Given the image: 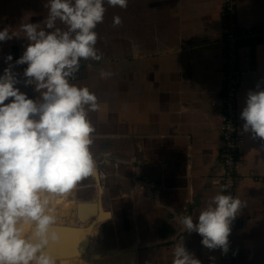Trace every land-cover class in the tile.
I'll return each mask as SVG.
<instances>
[{"label":"crops","instance_id":"obj_1","mask_svg":"<svg viewBox=\"0 0 264 264\" xmlns=\"http://www.w3.org/2000/svg\"><path fill=\"white\" fill-rule=\"evenodd\" d=\"M223 2L130 0L118 12L114 51L119 56L115 54L113 72L97 70L96 77V66L88 63L82 79L89 84L74 83L87 87L99 105L87 112L95 129L91 153L121 160L107 161L114 164L109 173L118 180L113 186L105 183L102 193L103 205L106 194L115 211L108 208L111 217L96 225L86 253L70 264H173L178 245L201 264H223L222 250L205 247L202 236L181 222L191 216L198 223L200 212L222 194ZM235 7L239 27L264 25V0H235ZM21 46H16L19 58ZM239 47L243 74L236 99L243 110L249 92L264 90V39L242 41ZM0 60L3 75L9 66L3 54ZM23 68H11L19 81L14 86L29 99L33 92L36 99L35 92L45 90H33L35 82L26 85ZM102 72L115 80L102 78ZM95 77L101 87L93 92ZM101 123L109 129L101 131ZM244 123L239 121L237 134L241 177L235 198L242 207L233 234L234 264H264V139L244 131ZM114 220L118 226L102 230Z\"/></svg>","mask_w":264,"mask_h":264},{"label":"clouds","instance_id":"obj_2","mask_svg":"<svg viewBox=\"0 0 264 264\" xmlns=\"http://www.w3.org/2000/svg\"><path fill=\"white\" fill-rule=\"evenodd\" d=\"M107 2L127 7V0ZM48 8L46 28L53 29L59 19L67 31L46 32L37 24H23L30 43L15 62L27 64L26 85L35 82L37 90H45L42 102L14 86L19 81L11 65L0 75V264H56L41 252L49 240L57 239L50 230L57 222L51 202L95 173L90 151L95 129L87 112L99 105L87 87L70 84L68 78L79 69L81 59L101 58L94 29L103 22L104 0H49ZM120 23L119 16L113 17L114 25ZM6 39H10L7 28L0 31V41ZM108 75L101 73L102 78ZM241 117L244 131L264 139V90L248 93ZM241 207L239 198L216 194L200 212L198 223L191 216L181 222L188 232L202 236L205 247L226 254L230 225ZM174 256L173 264H201L183 246L175 248Z\"/></svg>","mask_w":264,"mask_h":264},{"label":"rangeland","instance_id":"obj_3","mask_svg":"<svg viewBox=\"0 0 264 264\" xmlns=\"http://www.w3.org/2000/svg\"><path fill=\"white\" fill-rule=\"evenodd\" d=\"M12 1L13 2H10L9 0H0V31L7 28L9 36H10V39L0 41V57L3 54L5 58L4 63L7 66L11 65L12 66L11 68H13V66L14 68H17L19 65L18 64L15 65V62L16 60L19 59V57L15 55L18 53L19 49L16 46L23 45L20 47L21 56H22L24 51L26 50V47L30 43V41H28L25 33L22 30L23 24H26V23L37 24L39 26L38 30L42 29L46 32L54 31L57 28L60 29L61 31H67V25L64 24L62 21H60L59 19H57L55 21V25L53 29L46 28L45 22L49 14V8H48L49 0H12ZM104 1H107V0H104ZM127 2L129 1L127 0ZM104 8H105V13H104L103 22L97 24L96 28L94 29V31L97 33V42H96L95 48L97 50V55L100 56L101 58L99 60H94L91 58L87 60L81 59L79 69L73 74V76L68 78L70 84H74L76 83V81H78L76 85H78V83L80 84L82 83V85L89 84L88 79H82L85 74L84 69L86 68V65H88V63H91L90 65L92 66H96V68H94V71H93L94 73L92 74V75H95L96 77H99V73H97V70L102 71L103 69L106 68L109 71L113 72V68H114L113 61L115 60V54L119 56V53L114 51L115 43H114V37H113L114 32H115V25L113 24V17L118 16V12L117 10L115 12L114 10L115 8L113 9V6L109 5L107 2L106 4H104ZM19 12L20 14H18ZM107 27H108V30H107ZM101 28H102L103 34H101ZM9 54L12 56L11 61L6 60V57ZM107 56H112V57L106 58ZM0 63H2L1 60H0ZM22 66L26 69L27 64H22ZM19 71H22V70H19ZM108 76L112 78V81L115 80L113 75L112 76L108 75ZM96 77L93 78V85H94L92 87L93 92L97 91L101 87V84L98 83V80ZM33 90L36 91V86L33 87ZM35 94H38L37 95L38 98L34 99L35 95L32 92L31 99L37 101L38 103H41L43 94L41 92L39 94V91L35 92ZM6 102H9V101H6ZM98 118H99V115H97V113L94 112L92 114V119L93 121H95V123H97ZM101 124H102L100 126L101 131H105L109 129V126H107L106 124H103V123ZM92 155L95 158L101 156L100 153H97V152L93 153ZM109 163L110 162L106 161V163L103 164V166L100 168V172L104 174L103 176H101V181L102 182L106 181V183L111 186L117 185L115 184V182L118 179H116L114 174L109 173L111 169L115 170L113 167L114 164H109ZM86 183H89V184H86ZM86 185H88V187ZM96 194H97V185L94 179L92 178V176H90L80 181L77 184V186L66 196H56L52 200L51 206L56 209L55 215L57 217V222H61L62 220L63 221L65 220V221H70V223H74V224L77 223L75 215H74L75 202L79 200L94 199ZM111 203L108 202V197L105 194L104 206L106 208L113 207V210L115 211L114 206L116 207V205L114 201ZM115 226H118L116 224V221L115 223L108 222L105 226L101 228L103 230L104 227L107 228V227H115ZM107 231L108 230H106L105 232ZM98 239L99 238L97 237V234L95 235V232H94V234H92L93 242L97 241ZM106 243L108 244L109 242L106 241Z\"/></svg>","mask_w":264,"mask_h":264},{"label":"built area","instance_id":"obj_4","mask_svg":"<svg viewBox=\"0 0 264 264\" xmlns=\"http://www.w3.org/2000/svg\"><path fill=\"white\" fill-rule=\"evenodd\" d=\"M223 14L225 19L224 40V71H223V130L222 140V164L223 175L221 192L224 195L236 197V183L241 174L238 170L237 134L238 123L242 119V109L237 104V93L240 77L243 71L239 65V44L242 41L257 43L264 39V25L254 28H241L236 21L235 0H224ZM236 217L232 221L231 232L228 237V251L223 256V264H234L235 249L233 246V234L236 225Z\"/></svg>","mask_w":264,"mask_h":264},{"label":"water","instance_id":"obj_5","mask_svg":"<svg viewBox=\"0 0 264 264\" xmlns=\"http://www.w3.org/2000/svg\"><path fill=\"white\" fill-rule=\"evenodd\" d=\"M93 160L95 173L92 175V178L97 185V194L94 199L76 201L75 218L77 223L62 221L50 226V230L55 233L57 239L53 241L54 243H52V240H49L48 244L41 249V252L48 254L54 259H62L65 255L68 256V254H73V258L83 255L90 243L93 229H95L98 223L111 217L110 209L106 208L102 202L103 187L101 185L100 168L106 161H119L121 159L104 154L98 159L93 157ZM142 183L147 188H151L154 185L150 181ZM163 206L169 208L167 204ZM77 233L84 235V241H78L75 237ZM74 242L76 245H74ZM38 254L40 255L39 252Z\"/></svg>","mask_w":264,"mask_h":264},{"label":"bare ground","instance_id":"obj_6","mask_svg":"<svg viewBox=\"0 0 264 264\" xmlns=\"http://www.w3.org/2000/svg\"><path fill=\"white\" fill-rule=\"evenodd\" d=\"M34 97H36V96H34ZM26 234L27 235H30L31 234L30 229H29V232L26 233ZM75 237L78 239V241H82V240L84 241V239H85L84 235L83 234H80V233H77V235H75ZM52 243H54L53 240H52ZM46 245H44L43 247H45ZM74 245H76L75 242H74ZM46 250H47V248H46ZM85 253H86V251H85ZM79 257H82V255L73 258V254H68V256L65 255L64 258H62V259H54V260H55L56 264H70L73 261L76 262V263H78L79 260L77 258H79ZM32 264H36V262L33 261ZM82 264H83V261H82Z\"/></svg>","mask_w":264,"mask_h":264},{"label":"flooded vegetation","instance_id":"obj_7","mask_svg":"<svg viewBox=\"0 0 264 264\" xmlns=\"http://www.w3.org/2000/svg\"><path fill=\"white\" fill-rule=\"evenodd\" d=\"M128 1H130V0H128ZM106 2L107 1H104V4H106ZM108 3V2H107ZM115 8V9H114ZM113 9L115 10V12H116V10H117V12H119L121 9H120V7L119 6H113ZM21 12V11H20ZM20 12L18 13V14H20ZM103 30H104V28H103ZM107 30H108V27H107ZM101 34H103V32H102V28H101ZM113 37L115 38V32H114V35H113ZM101 183H103V184H101L102 185V187L104 188V184L106 183V181L105 182H102L101 181ZM85 184V183H84ZM86 184H89V183H86ZM107 184V183H106ZM87 187H88V185H86ZM105 195V194H104Z\"/></svg>","mask_w":264,"mask_h":264},{"label":"trees","instance_id":"obj_8","mask_svg":"<svg viewBox=\"0 0 264 264\" xmlns=\"http://www.w3.org/2000/svg\"><path fill=\"white\" fill-rule=\"evenodd\" d=\"M10 2H13L12 0H9Z\"/></svg>","mask_w":264,"mask_h":264}]
</instances>
